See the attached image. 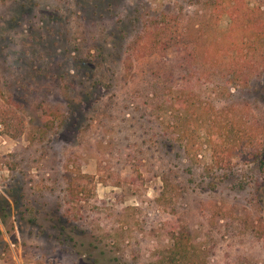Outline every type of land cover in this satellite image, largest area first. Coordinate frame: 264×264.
<instances>
[{"label":"rangeland","instance_id":"374dc122","mask_svg":"<svg viewBox=\"0 0 264 264\" xmlns=\"http://www.w3.org/2000/svg\"><path fill=\"white\" fill-rule=\"evenodd\" d=\"M234 2L0 0V264H164L180 227L205 264H264V63ZM212 136L241 148L216 165Z\"/></svg>","mask_w":264,"mask_h":264},{"label":"trees","instance_id":"16d2710c","mask_svg":"<svg viewBox=\"0 0 264 264\" xmlns=\"http://www.w3.org/2000/svg\"><path fill=\"white\" fill-rule=\"evenodd\" d=\"M219 1V0H215ZM230 9L226 10L230 20L231 25L239 23V29L244 31V35L238 42H234V46H237L236 49L239 51L241 46H244V54H248L250 51H256L258 56V61L261 64L264 63V23L262 20H259L261 17H258L257 12L253 8H250L245 5L241 0H235L234 4H230ZM222 11H225L223 8ZM258 17V18H257ZM258 21V23L253 27V23ZM251 29V34L248 35L249 30ZM239 43L240 45H238ZM248 64L244 62L240 67L233 80L227 78L231 86L235 81L239 83H245L247 78L242 73V66ZM251 69V68H249ZM254 69V67H253ZM249 70V71H253ZM236 79V80H235ZM234 81V82H233ZM218 136V135H217ZM212 136L210 138V153L211 160L216 165H224L229 162V156L238 153L241 147H238L236 150L235 146H232L226 143L218 137ZM243 153V152H240ZM171 244L166 250V257L164 264H205L202 257L198 252L193 248V245L190 243V236L188 231L184 227L174 230L170 236ZM161 264V263H160Z\"/></svg>","mask_w":264,"mask_h":264}]
</instances>
